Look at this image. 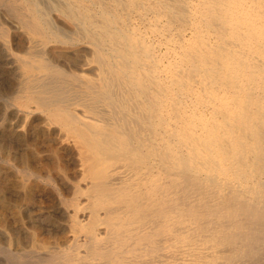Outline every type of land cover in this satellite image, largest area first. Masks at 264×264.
<instances>
[{"label": "bare ground", "instance_id": "6f19581e", "mask_svg": "<svg viewBox=\"0 0 264 264\" xmlns=\"http://www.w3.org/2000/svg\"><path fill=\"white\" fill-rule=\"evenodd\" d=\"M12 2L15 104L76 168L44 261L264 264V0Z\"/></svg>", "mask_w": 264, "mask_h": 264}, {"label": "rangeland", "instance_id": "374dc122", "mask_svg": "<svg viewBox=\"0 0 264 264\" xmlns=\"http://www.w3.org/2000/svg\"><path fill=\"white\" fill-rule=\"evenodd\" d=\"M2 1L4 0H0V264H49L44 261L47 256H43L40 249L49 247L54 253H58L69 245L68 220L61 207L62 201L72 197L71 184L67 182L75 180L76 168L69 157L63 156L60 162H65L62 165L70 177L61 182L64 175L59 174L60 162L57 159L60 150L57 144L51 142L53 136L50 135L49 139L44 136L39 114L26 115L15 104L16 93L12 91H17V73L12 60L5 56L2 43L10 40L11 52L16 55L24 49L21 48L19 34L13 33L18 28L17 18L11 12L13 2ZM57 1L48 0L50 3ZM139 28L144 30L142 26ZM6 32H9V36L3 40L2 33ZM42 153L47 154L45 161L55 176L52 186L42 187L33 178L23 181L14 172L17 166L25 169L33 164V159V165H37V156L41 157Z\"/></svg>", "mask_w": 264, "mask_h": 264}]
</instances>
